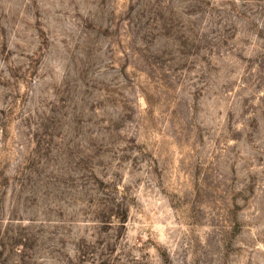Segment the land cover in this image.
<instances>
[{
    "label": "rangeland",
    "instance_id": "374dc122",
    "mask_svg": "<svg viewBox=\"0 0 264 264\" xmlns=\"http://www.w3.org/2000/svg\"><path fill=\"white\" fill-rule=\"evenodd\" d=\"M0 264H264V0H0Z\"/></svg>",
    "mask_w": 264,
    "mask_h": 264
},
{
    "label": "trees",
    "instance_id": "16d2710c",
    "mask_svg": "<svg viewBox=\"0 0 264 264\" xmlns=\"http://www.w3.org/2000/svg\"><path fill=\"white\" fill-rule=\"evenodd\" d=\"M124 213H125V211H122V213H121V214H122V216H123V214H124ZM123 218H125V217H123Z\"/></svg>",
    "mask_w": 264,
    "mask_h": 264
}]
</instances>
